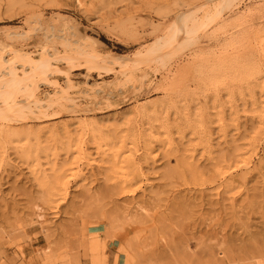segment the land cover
<instances>
[{"label":"rangeland","instance_id":"rangeland-1","mask_svg":"<svg viewBox=\"0 0 264 264\" xmlns=\"http://www.w3.org/2000/svg\"><path fill=\"white\" fill-rule=\"evenodd\" d=\"M261 3L0 0V106L14 110L0 123L109 125L115 117L139 120L144 109H163L165 115L163 92L181 85L196 98L192 119L207 117L215 150L223 139L227 144L221 148L227 149L257 119L251 100L264 98V78L257 82L264 76V46L251 38L246 51L225 52V43L237 36L225 24ZM188 11L178 34L176 18ZM259 20L264 27V18ZM13 31L26 38L13 40ZM216 90L221 100H215ZM143 101L153 103L138 107ZM176 115L181 116L172 109L170 117ZM0 154V264H45L52 249L54 259L67 254L71 262L89 263L79 247L84 231L115 236L106 252L110 264H116L126 239L140 264H264V141L252 158L251 174L245 180L236 174L228 192L226 184L217 189L220 182L184 184L177 159L163 153L144 167L143 188L131 196L120 193V175L101 166L90 143L82 155L55 148L38 167L9 144ZM78 157L79 175L62 172L69 179L67 196L50 214L53 167ZM38 206L40 218L34 212ZM103 256L98 264H109Z\"/></svg>","mask_w":264,"mask_h":264},{"label":"bare ground","instance_id":"bare-ground-1","mask_svg":"<svg viewBox=\"0 0 264 264\" xmlns=\"http://www.w3.org/2000/svg\"><path fill=\"white\" fill-rule=\"evenodd\" d=\"M188 13L190 12L180 13L176 18L178 34L185 30ZM262 18H264V3L252 6L246 12L229 19L225 24L226 31L233 36L237 34V36H234L232 41L225 43V52L235 49V52L240 54L242 51H246L251 44V38H255L257 45L264 46V27L257 25L261 23L259 19ZM251 23L252 25H250ZM252 26L257 28L254 29ZM26 35L22 31L10 33L13 40L25 39ZM118 42L123 44L121 39ZM205 55V53L201 54L202 57ZM5 72L3 70L1 74ZM263 78L264 76L258 77L257 82L262 81ZM263 82L264 80L261 84L264 86ZM228 94H231L232 97L235 95L229 89ZM262 94L264 96V91ZM163 95L166 114L164 115L163 109L161 111L144 109L139 120H122L124 117H115L114 122L109 125L75 121L55 127L20 126L11 122L0 123V149L5 147V144H9L15 150L22 152L27 160L32 161L33 165L38 167L41 165L42 157L48 158L49 152L55 148H60L68 154L76 152L82 155L85 152V143H90L101 166L120 175L119 189L123 196L135 195L142 190L145 177L144 167L150 162L155 163L159 153L174 156L177 159L178 172L184 184L187 185L213 187L220 182L217 189L226 184L224 187L228 192L227 188L234 186L238 181L235 179L236 174L241 173L243 180L251 174L252 158L264 141V98L259 103L255 96L251 100L252 105L256 106L258 110L257 119L253 121L251 130L247 134L238 133L237 137L232 138L227 149L221 148V143L227 140H221L218 142L219 150H215L209 119L207 117L198 120L192 119L190 108L196 99L193 97V92L184 86L174 85L167 87ZM213 96L217 101L223 98L219 90L214 91ZM151 103L153 102L143 101L137 106L147 108ZM179 108L185 109L180 111ZM172 109L181 116L170 117ZM13 111L8 104L0 106V119H7ZM227 126L222 124L223 128ZM79 158L73 161L68 160L61 167H53L54 181L51 184L47 200L50 214L57 210L67 196L69 179L63 178L62 172H70L71 176H78L79 171L74 164L78 163ZM200 161H206L207 164L202 166ZM2 162L0 154V167ZM40 211L41 207H35L34 212L37 218H40ZM114 239L115 236L103 238L96 232L86 234L84 231V237L79 247L83 259L89 260V263L86 264H98L97 257L101 253L104 254V262L110 264L106 252ZM48 253L50 254L46 256L45 264H80L79 260L71 262L67 254L54 259V249ZM139 257L138 253L134 252L131 241L126 239L125 246L120 248L116 254L115 263L140 264Z\"/></svg>","mask_w":264,"mask_h":264}]
</instances>
